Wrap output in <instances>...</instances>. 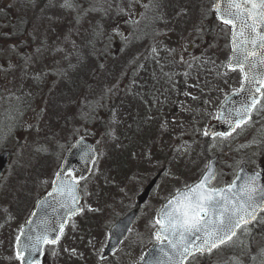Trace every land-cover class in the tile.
<instances>
[{
  "label": "rangeland",
  "instance_id": "1",
  "mask_svg": "<svg viewBox=\"0 0 264 264\" xmlns=\"http://www.w3.org/2000/svg\"><path fill=\"white\" fill-rule=\"evenodd\" d=\"M148 2L75 0L65 10L63 0H0V151L11 152L0 180V264H19L15 238L80 137L97 151L80 183L83 211L42 264H137L156 242L162 203L197 181L210 155L220 157L215 186L244 163L264 165V111L227 139L204 135L240 82L224 66L230 28L215 0ZM154 176L127 239L103 259L109 227ZM249 228L242 244L192 264H261L264 224Z\"/></svg>",
  "mask_w": 264,
  "mask_h": 264
},
{
  "label": "snow or ice",
  "instance_id": "2",
  "mask_svg": "<svg viewBox=\"0 0 264 264\" xmlns=\"http://www.w3.org/2000/svg\"><path fill=\"white\" fill-rule=\"evenodd\" d=\"M135 2L130 0L129 7ZM152 3L149 0L143 7L147 9ZM49 6H53V0H49ZM75 6V0H63L60 5L65 10ZM213 10L223 26H230L231 55L224 66L240 74L239 88L232 94L240 98L239 106H229L236 103L231 96L221 105L223 112L219 119L230 130L212 133L213 137L227 139L237 129L248 126L255 111H264V0H216ZM204 135L209 133L205 131ZM262 175L264 169L259 165L251 173L241 168L231 182L215 186L216 172L211 165L207 166L197 182L177 190L160 209V219L155 222L160 226L155 232L158 247L154 251L158 255L147 264H185L198 254L242 244L238 233L250 234L249 225L264 224ZM52 184L53 192L48 195L54 196L55 202L65 210V217L83 211L77 206L78 179L58 171ZM50 206L48 200L41 203V207ZM26 224L29 227H22L15 238V259L19 264H42L37 254L43 253L44 245L59 243L64 218L50 221L45 216Z\"/></svg>",
  "mask_w": 264,
  "mask_h": 264
},
{
  "label": "water",
  "instance_id": "3",
  "mask_svg": "<svg viewBox=\"0 0 264 264\" xmlns=\"http://www.w3.org/2000/svg\"><path fill=\"white\" fill-rule=\"evenodd\" d=\"M229 96H231L232 100L236 102L235 104H232L229 106L238 107L240 98L233 96L232 94ZM224 102L225 100L223 101L222 104H224ZM222 112H223V109L220 106L218 122L213 124L210 127L208 131L210 135H212V133L214 132H225V131L230 130L229 126L223 123L219 119ZM95 156L96 154H95L94 146L87 140L81 139L72 146L59 172H62L63 174H65L68 170H70L72 166H76L81 169V177H84L90 172L91 164L94 161ZM8 157H9L8 152H4L0 154V176L6 166ZM216 161H217V158L213 157L208 162V166L211 165L212 168L215 170V172H216ZM241 168L246 169L245 165H243ZM248 172L251 173L250 171ZM262 182H264V175H262ZM154 183H155V180L151 182V184L146 188L145 192L139 197L140 204L146 200L149 194V191L154 185ZM51 192H53V188ZM78 194H79V190H78ZM45 200H48L51 202L50 207H41V203ZM79 200H80V194H79ZM79 200H78V203H79ZM77 206L80 207L79 204H77ZM136 214H137L136 211L129 213L110 230V239L106 247V250L104 252V255H103L104 257L108 256L111 252H113L118 247L119 243L126 236L132 222L134 221L136 217ZM45 216L50 221H57V220H60L61 218H64V226L67 222V219L70 217V216L65 217V210L60 208L59 205L55 202L54 196H49V195L39 200L31 218L28 221L36 222L40 218L45 217ZM28 227L29 225L25 224L24 228L27 229ZM156 247H158V245H155L153 248H151L150 251L146 254L145 258L139 264H147V261L154 260L155 257L158 255V253L154 251V248ZM40 255L41 254L39 253L37 254L39 259H40Z\"/></svg>",
  "mask_w": 264,
  "mask_h": 264
},
{
  "label": "flooded vegetation",
  "instance_id": "4",
  "mask_svg": "<svg viewBox=\"0 0 264 264\" xmlns=\"http://www.w3.org/2000/svg\"><path fill=\"white\" fill-rule=\"evenodd\" d=\"M72 176H74V173H72ZM156 185H157V184H156ZM155 187H156V186H155ZM155 187H154V189H155ZM154 189H153V190H154ZM133 208H135V207H133ZM157 227H158V226H157ZM155 230H156V229H155ZM154 235H155V231H154ZM196 258H197V257H196ZM188 264H191V263H188ZM201 264H205V263L202 262Z\"/></svg>",
  "mask_w": 264,
  "mask_h": 264
},
{
  "label": "bare ground",
  "instance_id": "5",
  "mask_svg": "<svg viewBox=\"0 0 264 264\" xmlns=\"http://www.w3.org/2000/svg\"><path fill=\"white\" fill-rule=\"evenodd\" d=\"M139 151H141V149H139ZM139 151H138V152H139Z\"/></svg>",
  "mask_w": 264,
  "mask_h": 264
}]
</instances>
